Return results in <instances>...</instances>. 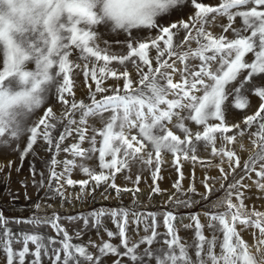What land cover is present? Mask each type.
Wrapping results in <instances>:
<instances>
[{
    "label": "snow or ice",
    "instance_id": "obj_1",
    "mask_svg": "<svg viewBox=\"0 0 264 264\" xmlns=\"http://www.w3.org/2000/svg\"><path fill=\"white\" fill-rule=\"evenodd\" d=\"M185 10L186 19L171 21ZM108 35L123 40L109 41ZM81 74L86 100L75 96ZM109 79L116 84L108 85ZM253 95L258 109L230 124L229 113L251 107ZM37 111L42 115L35 117ZM245 136L253 146L246 159L218 146ZM37 145L49 157L38 181ZM0 149L19 153L21 164L33 156V187L46 189L45 200L61 203L56 185H79L82 199L89 188L91 195L101 187L119 197L127 189L115 184L118 174L138 184L148 171L155 184L166 156L177 173L176 189L184 164L194 170L197 163H213L201 151L228 163L227 171L218 168L223 175L217 180L202 182L206 193L198 201L190 187L192 198L176 202L203 206L206 224L188 214L191 245L178 237L177 216L167 209L163 233L154 212L101 208L67 217L69 224L82 225L75 232L79 240L110 218L117 231L105 230L108 242L101 244L75 242L59 213L13 219L0 214L5 264H104L109 257L112 264H264V211L249 209L250 186L244 183L254 175L264 192V0H0ZM77 171L84 180L70 178ZM129 216L137 233L143 222L139 240L129 238ZM9 223L35 230L14 232ZM49 226L51 237L42 231ZM245 234L254 235L255 252Z\"/></svg>",
    "mask_w": 264,
    "mask_h": 264
},
{
    "label": "rangeland",
    "instance_id": "obj_2",
    "mask_svg": "<svg viewBox=\"0 0 264 264\" xmlns=\"http://www.w3.org/2000/svg\"><path fill=\"white\" fill-rule=\"evenodd\" d=\"M205 4L215 5L217 0H203ZM188 10L184 13L176 14L171 16V21L179 20L181 17L187 18ZM214 33H220L221 29L219 27H214L211 29ZM109 41H114L116 39L123 40V37H116L113 35H108L105 37ZM114 47H118L114 45ZM133 79H135V72L133 71ZM108 85H115L116 81L109 79L107 81ZM88 93V87L84 83L83 75L81 74L77 78L75 86V96L77 100H86ZM251 107L241 111H233L228 115V122L230 124L240 123L243 120L244 115L253 114L259 107L260 101L253 95L250 98ZM59 105H56V110L59 111ZM42 115V111H37L35 117ZM227 148H231L235 153L243 160L253 153V146L250 139L245 137H237L234 144L228 145H218ZM19 147L23 149L24 140L20 141ZM243 149V150H242ZM35 152L38 154L35 157L34 167L37 170L36 180L40 179L39 172L43 169V161L47 160L48 154L44 150L42 145H37ZM200 156L205 161L212 160L211 165L205 164L201 166L199 163L196 164L195 169L191 163H186L183 166L184 178L181 183V188H174V184L177 181V173L172 166V157L166 156L164 158L163 166L161 172L158 174V180L154 184L151 174L148 171H144L140 174V179L138 184L131 183L130 180L125 179L126 174H118L115 179V184L120 189H127L122 191L120 196L117 197L115 191L106 190L105 188H97L94 194L91 193V188L88 192L83 194L82 199L80 197L79 185L76 187H70L68 185H56L61 193V198L64 203H61V199L55 197L45 200L46 189H38L33 187L32 175L29 171L30 162L33 161V156H28L21 164L19 153L10 151L9 149H0V168L4 171H0V214L6 218H27L33 213L38 216H43L45 214L59 213L63 218L60 223L65 227L69 234L73 236V239L77 243H87L89 240L93 241L95 244H101L103 242H108V237L105 235V230H110L116 233V228L112 220L105 217L102 220L99 231L89 227L87 232L84 233L83 239L79 240L75 237V232L78 231L82 225L80 223L69 224L67 217L75 216L77 214L87 215L93 209H112V208H127L128 210H135L138 213H143L145 216L155 213L156 217L159 219V226L157 231L160 233L164 232L163 224V212L165 209L176 214L177 218L173 221L175 226L176 234L186 244L191 245L193 243V229L191 227H185L191 225L192 221L188 218V214H197L199 220L202 224H206L207 221L202 214L203 206L200 203L193 202L190 207H177L178 200H187L192 198L188 193L190 187L195 189L194 200L198 201L201 195L206 193V188L203 186V181L211 177L213 181L217 180L223 175L218 168L228 170V163L226 158L224 162L221 163L220 157H211L208 152L201 151ZM9 165L11 167L9 168ZM17 168L20 171H17ZM45 176L47 173L45 172ZM74 181L84 180L85 177L80 175L79 172H73L71 177ZM132 179H136V170L133 169ZM256 177L253 175L251 179H246L245 184L250 186V191L248 195L251 199L246 200V204L249 209L255 207L257 210L264 211V192H260L257 186L253 183ZM23 182V183H22ZM27 185L24 187L23 185ZM220 183H214V188L218 189ZM159 188V192L154 191ZM217 195H223L222 193H217ZM215 200V197H213ZM39 204V207L36 205ZM211 207V205H209ZM130 223L129 228V238L133 241L139 240L145 235L143 231V222L140 224L139 231L137 233L135 225L131 223L132 217H128ZM143 219V218H142ZM150 223V221H147ZM9 228L14 232L25 231L33 232L34 226L24 223L17 225L15 223H9ZM42 231L49 237L54 233V229L51 226L42 229ZM205 234L210 235L207 229H205ZM245 241L250 245V251H256L257 241L253 234H245L243 236ZM114 245L119 244L118 239L111 241ZM163 245H154V248L162 247ZM19 244H15L14 248H19ZM95 251V249H92ZM113 258L109 257L104 261V264H112ZM0 264H5L4 255L0 253ZM44 264H49L48 260L45 259Z\"/></svg>",
    "mask_w": 264,
    "mask_h": 264
}]
</instances>
